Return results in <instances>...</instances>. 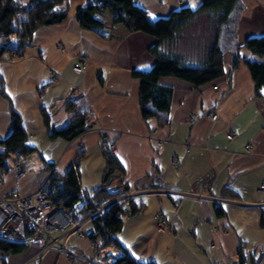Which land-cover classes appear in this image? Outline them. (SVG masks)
Listing matches in <instances>:
<instances>
[{
  "label": "crops",
  "instance_id": "crops-1",
  "mask_svg": "<svg viewBox=\"0 0 264 264\" xmlns=\"http://www.w3.org/2000/svg\"><path fill=\"white\" fill-rule=\"evenodd\" d=\"M85 2L69 0L68 17L62 23L39 28L21 56L0 62L4 90L10 98L0 94V138L11 132L15 110L21 115L28 142L37 149L22 159L9 157V170H1L0 198L12 192L32 194L53 170L65 173L80 153L81 187L93 192L102 183L107 146L95 129L104 128L124 168L123 174L115 173L110 188L127 187L121 199L130 198L141 208L124 219L118 234L137 261L239 264L242 249L245 264L248 260L252 264L253 257L258 264L264 263V189H260L264 183V87L258 94L245 62L264 61V56L242 48L241 62L231 69L234 58L225 55L226 72L216 83L194 86L173 77L162 78L160 84L172 89V98L167 123L160 126L157 118H142L140 81L132 75L133 70L146 71L152 66L154 57L149 50L156 40L114 24L109 13L101 16L104 36L81 29L76 9ZM136 2L153 20L201 4V0ZM234 17L239 45L249 37L264 35V0H239ZM82 57L86 69L77 73L75 64ZM50 68L59 72L58 81L50 79ZM75 97H80L88 112V129L71 141L50 140L40 109L49 111L55 126L66 125L74 114L65 113V102ZM191 115L196 117L193 122ZM230 134L232 139L227 137ZM158 141L164 142L163 147H158ZM17 162L26 169L21 177L12 172ZM200 186L204 187L201 201L172 193H191ZM158 213L168 221L163 232L155 225ZM92 230L91 218L85 215L54 234L66 250L50 249L36 256L37 247L31 245L20 253L0 249V264H108L107 253L118 252L95 248L87 237ZM67 251L82 259L68 256Z\"/></svg>",
  "mask_w": 264,
  "mask_h": 264
},
{
  "label": "trees",
  "instance_id": "trees-1",
  "mask_svg": "<svg viewBox=\"0 0 264 264\" xmlns=\"http://www.w3.org/2000/svg\"><path fill=\"white\" fill-rule=\"evenodd\" d=\"M239 0H201L197 9L182 7L167 17L151 19L148 11L136 0H86L76 9V19L81 29L104 36L105 22L102 15L111 14L114 24H123L130 33H142L156 40L149 52L154 57L152 66L146 71L133 70L132 75L140 81L139 102L144 120L157 118L159 125L167 123L171 106L172 89L160 84L162 78L173 77L194 86L216 83L225 75V55L234 58L231 69L241 62L240 50L245 48L257 57L264 56V35L247 38L239 45L234 34L235 10ZM69 13V0H0V62L14 59L32 45L34 33L41 27L62 23ZM206 22L211 29L212 39L196 61L178 53L174 47L181 33L193 22ZM260 94L264 87V61H245ZM53 82V81H52ZM0 94L10 101L4 90L0 74ZM65 109H76L73 118L63 126H55L49 111L42 107L40 113L50 140L57 138L71 141L88 129V112L80 97L65 102ZM11 132L0 138V170L10 168L9 157H28L36 148L28 142L21 115L12 110ZM80 153L63 174L52 171L43 185L49 204L56 211L65 214L71 223L80 222L85 215H91L93 230L87 237L99 239L102 250L114 248L118 254L107 253L108 264H155L137 261L120 243L118 234L124 219L141 211L127 194V187L112 189L110 183L115 173H124V168L114 152L105 147V171L101 185L89 193L81 187ZM48 169L53 168L49 164ZM79 204H81L79 206ZM221 215L222 210L218 209ZM26 244L0 239V249L7 253H20ZM239 264H245L246 257L239 249ZM252 264H258L252 258Z\"/></svg>",
  "mask_w": 264,
  "mask_h": 264
},
{
  "label": "built area",
  "instance_id": "built-area-1",
  "mask_svg": "<svg viewBox=\"0 0 264 264\" xmlns=\"http://www.w3.org/2000/svg\"><path fill=\"white\" fill-rule=\"evenodd\" d=\"M84 63L82 58L78 59L75 64V71L77 73L83 72ZM49 77L52 81L60 78L59 73L53 68L49 69ZM214 89H217V86ZM211 117L215 119L216 115L212 114ZM195 119V116L191 115L189 117V120L192 122ZM95 130L100 134L101 141L107 145L108 150L114 152L115 145L108 141L106 129L97 128ZM227 137L232 139L233 135L230 134ZM157 145L161 148L164 142L158 141ZM183 145L186 146L187 151H190V145L186 143ZM248 148L249 146H246L247 150ZM173 163L177 164L176 159H173ZM12 172L16 177H21L25 174L26 169L21 162H17L14 164ZM2 179L3 172L0 170V182ZM202 188L204 189V187L200 186L191 193L179 191H172V193L180 197L192 196L201 201L204 198L201 193ZM260 189H264V183L260 186ZM89 216L91 218V215ZM69 222L63 212L54 210L49 204L48 195L43 186L30 195L23 196L18 192H12L0 198V239L36 246V256L50 249L66 250L65 245L54 237V233L65 229ZM155 225L160 232L168 229V221L161 213L155 215ZM78 236L81 238L85 237L83 233H79ZM93 246H100V240H94ZM67 255L77 260L82 259L81 256H74L68 251Z\"/></svg>",
  "mask_w": 264,
  "mask_h": 264
},
{
  "label": "rangeland",
  "instance_id": "rangeland-1",
  "mask_svg": "<svg viewBox=\"0 0 264 264\" xmlns=\"http://www.w3.org/2000/svg\"><path fill=\"white\" fill-rule=\"evenodd\" d=\"M212 39V33L210 27L206 22H193L191 23L180 35L179 40L177 42V46L174 47L179 53L184 54L189 60L193 59L194 56H201L204 52V49L210 43ZM80 59V58H79ZM84 60V70L81 73L85 72L86 69V60ZM78 61V60H77ZM58 72V71H57ZM59 73V72H58ZM60 77V74H59ZM57 79L56 81H58ZM76 109L71 111H66V114H75ZM55 124V121H53ZM59 126V125H58ZM157 228V227H156ZM160 232V231H159ZM55 234V233H54ZM93 244V241H92ZM99 249L98 247H95ZM248 264H251V261L248 260ZM264 264V263H259Z\"/></svg>",
  "mask_w": 264,
  "mask_h": 264
}]
</instances>
